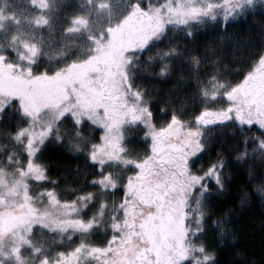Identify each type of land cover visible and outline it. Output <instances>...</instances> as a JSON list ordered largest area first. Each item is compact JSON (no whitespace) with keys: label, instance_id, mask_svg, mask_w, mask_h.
<instances>
[{"label":"snow or ice","instance_id":"snow-or-ice-1","mask_svg":"<svg viewBox=\"0 0 264 264\" xmlns=\"http://www.w3.org/2000/svg\"><path fill=\"white\" fill-rule=\"evenodd\" d=\"M252 4L253 0H126L117 10L112 0H95L88 13L68 14L62 26L65 35L82 33L87 49L51 71L38 68L41 45L23 43L27 56L21 54L25 65L18 75L27 87L0 97V132L19 144L5 159L27 177L22 190L14 193L20 195L17 207L23 210L20 223L58 228L67 232L70 245L49 256L22 236L24 243L12 249L17 260L27 245L39 255V264H83L85 259L91 264H218L216 247L224 243L230 213L225 210L210 219L209 194L225 190L232 178L230 161L245 165L244 179L251 185L241 193V204L257 190L264 201V91L249 102L250 74L264 68V3L252 9L261 16L256 30L261 39L229 77L215 71L206 79L199 75L203 56L215 51L202 49L199 36L212 22L216 32L208 39H218L223 50L237 34L231 30L236 17ZM39 7L46 8V0ZM100 12L107 14L108 22L98 34L91 33L89 18ZM114 17L116 25L111 22ZM135 19L146 21L145 28L132 39H121L125 23ZM35 24L52 28L45 15ZM177 30L183 33V47L172 43ZM109 46L112 52L106 56ZM153 48L163 50L146 55ZM0 61L18 67L6 53H0ZM177 66L192 75L175 78ZM145 77L171 83L163 95L147 96L138 83ZM34 87L44 90L35 101L30 96ZM41 114L48 119L40 120ZM125 125L140 130L142 147L135 154L125 144ZM225 126L240 135L229 144L231 155L219 150L213 155L208 137ZM50 145L84 157V182L72 189L71 199H61L55 187L59 180L51 176L46 158ZM33 181L41 188L36 197L28 190ZM3 196L0 193V200ZM193 196L198 210L190 212ZM142 197L150 203L142 205ZM36 199L44 202V209L33 203ZM58 204L63 218L47 210ZM209 227L216 229L211 247ZM156 229H162L163 239H152L150 233ZM190 233L192 240L199 238L191 250L186 243ZM133 248L134 252L126 251Z\"/></svg>","mask_w":264,"mask_h":264},{"label":"rangeland","instance_id":"rangeland-1","mask_svg":"<svg viewBox=\"0 0 264 264\" xmlns=\"http://www.w3.org/2000/svg\"><path fill=\"white\" fill-rule=\"evenodd\" d=\"M46 2L47 7L41 8L39 7L41 0H0V53H6L13 64L18 65V67H8L3 61H0V97H8L14 90L20 87H27L26 82L18 75L25 65V61L21 59V54L23 53L27 56L23 46L24 42H35L41 45L43 53L40 55L38 68H47L49 71L57 68L62 60H70L79 53H83L88 47L84 43L82 33L79 35H65L62 33V26L66 23L68 14L74 12L88 13L90 9L94 8L95 0H93L92 4L89 3V0H46ZM112 3L114 9L119 10L124 8L126 0H112ZM262 3H264V0H253L252 5H245L244 11L235 20L238 21L259 14L258 11L254 14L252 9H259ZM40 15L50 17L51 29L40 28L35 24V19ZM108 19L107 14L104 12L94 13L89 18V31L98 34L100 29L108 22ZM111 22L114 25L119 23L115 17ZM128 24L129 21L125 23V27ZM252 25L253 28L248 29L245 34L235 35L232 38V42L225 46L223 50H221L218 39L209 40L207 38L201 48L211 47L215 51L205 54L202 58L203 68H200V70H205L202 72V78L206 79L207 75L213 73V71L218 76L227 78L241 66L240 61L244 55L250 51L254 43L261 39L259 35H256L257 22ZM212 26L214 27L215 25L210 26L207 22L206 29L210 30L211 35L214 31L211 28ZM177 32L180 31L177 30ZM178 36L179 33L174 38ZM105 39L107 38L105 37ZM109 50V47L106 48L105 53ZM200 70L199 73L201 72ZM184 71L187 75H192L188 70L184 69ZM258 71L259 68L254 69L249 78L256 76ZM3 78L5 81H3ZM211 83V81H208L209 86ZM253 87L254 90L251 93L249 102H254L257 99V97L252 98L254 95L256 96L255 88L264 91V82L260 80ZM43 92L42 88L34 87L30 90V96L35 101ZM96 111L101 113L102 109L97 108ZM7 119L6 115L5 120ZM46 119L48 117L41 114L40 120ZM225 127L229 128L228 126ZM124 134L126 136L125 144L128 146L129 151L135 154L142 147L139 143L140 130L137 127L125 125ZM211 138L213 139L214 136L212 135ZM52 146L56 145H50L49 148H53ZM58 147L60 148L59 150L68 154L72 159H84L82 154L73 155L63 147ZM18 149L19 144L13 143L3 132H0V193L4 194L3 199L0 200V264H39V255L34 253L32 248L27 245L22 248L19 260L12 255V249L17 244L24 243L21 239L22 236L31 239L35 247L40 248L42 253H46L49 256L54 251L68 247L70 242L67 240V232L61 233L58 228H42L39 224H32L29 227L27 224L20 223L23 216V210L17 207L20 195L14 193L22 190L23 183L27 182V177L21 176L16 167L7 163L5 159L10 151ZM83 182L84 177L80 176L75 188ZM28 190L36 197L41 188L33 181ZM209 195L213 197L215 194L210 193ZM73 196L74 192L72 191V195L68 199ZM196 199V196L192 197L190 212L198 210ZM33 203L37 204L41 209L45 208L44 202L39 199L34 200ZM47 210L53 216L63 218L64 209L59 204L55 207H49ZM67 231H71V229L69 228ZM157 235H160L161 239L164 238L162 229H156V233L151 234L152 239L155 240ZM186 243L191 250L199 243V238L195 241L192 240L190 233ZM126 251L134 252L135 249ZM197 255L199 254L197 253ZM157 258L159 259V257ZM83 264H91V261L85 259ZM197 264H199V261H197Z\"/></svg>","mask_w":264,"mask_h":264},{"label":"trees","instance_id":"trees-1","mask_svg":"<svg viewBox=\"0 0 264 264\" xmlns=\"http://www.w3.org/2000/svg\"><path fill=\"white\" fill-rule=\"evenodd\" d=\"M255 22L257 24L261 22L260 14L235 20L231 30L236 32V35L245 34L246 30L253 28L252 24ZM208 23L210 26L214 25L210 21ZM211 28L214 29L213 32H216L215 26ZM126 29L129 32L133 31V28ZM204 32L201 34L202 44L211 36L210 30L206 29ZM260 72L262 77L254 82V86L260 80L264 82V68H260ZM3 81H5L4 78ZM239 135V131L233 134L226 127L213 130L214 138L209 137L212 141L211 150L217 149L222 154L231 155L229 144ZM52 147L48 148L46 153V158L51 162L50 174L59 180L55 187L59 190L61 199H68L80 176L84 177L87 165L84 159H72L68 154L59 150L58 146ZM230 165L228 171L231 172L232 178L226 181L225 190L211 197L212 216L210 219L220 216L225 210L230 213V228L224 236V243L216 247L218 264H264V201L260 199L259 190H257L252 192L250 201L246 198L241 204V193L251 188V185L247 184L244 179L247 170L245 165L231 161ZM215 231V228L209 227V247L216 244L212 236Z\"/></svg>","mask_w":264,"mask_h":264},{"label":"flooded vegetation","instance_id":"flooded-vegetation-1","mask_svg":"<svg viewBox=\"0 0 264 264\" xmlns=\"http://www.w3.org/2000/svg\"><path fill=\"white\" fill-rule=\"evenodd\" d=\"M146 24H147V22L144 21L143 19H135V20L129 21V24L124 28L123 35L121 36V39H132V38H134V36L138 32L142 31L145 28ZM126 28H133V31L129 32ZM177 33H179V36L177 38H174L172 40V43H175L179 47H183L184 43H185L184 37H183V33L182 32H177ZM199 41H200V47H202V37H201V35L199 36ZM109 48H110V50L105 53L106 56H110L111 55L112 47L109 46ZM162 50H163L162 48L159 49V50L156 49V48H153L152 50H150L149 53H146V55H159V52H161ZM145 66L147 67V65H145ZM201 68H203V64L201 65ZM202 72L203 71H201L199 73V75L201 77H202ZM181 75H183L184 77H190L189 75H187L185 73L184 69H182L180 66H177L174 69V77L178 78ZM261 77L262 76H261V72H260V68H259L258 74H256V76L252 77L251 79L249 78L250 84H251V87L249 88V92L250 93H253L254 82H256V80L261 79ZM138 83H140L141 86L145 89V93H146L147 96H158V95H163L164 94L165 90L169 87L171 81L160 82V81L155 80L154 78L145 77L143 80L138 81ZM146 86H147V88H146ZM255 91H256V96L254 95L252 97L253 99H254V97L258 98L259 94L261 93V90H258V88H255ZM211 151H212V154L215 155L216 152H217V149L216 150L214 149V150H211ZM147 195H148V193H145V197ZM141 203H142V205H147L148 203H150V200L142 197L141 198ZM155 233H156V230H152L150 234H155Z\"/></svg>","mask_w":264,"mask_h":264}]
</instances>
